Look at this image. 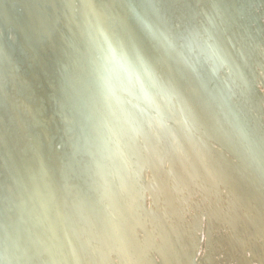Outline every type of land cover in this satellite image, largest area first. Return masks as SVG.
<instances>
[{"label":"bare ground","instance_id":"bare-ground-1","mask_svg":"<svg viewBox=\"0 0 264 264\" xmlns=\"http://www.w3.org/2000/svg\"><path fill=\"white\" fill-rule=\"evenodd\" d=\"M248 1L0 0V264H185L207 199L230 227L215 263L264 264Z\"/></svg>","mask_w":264,"mask_h":264},{"label":"water","instance_id":"water-1","mask_svg":"<svg viewBox=\"0 0 264 264\" xmlns=\"http://www.w3.org/2000/svg\"><path fill=\"white\" fill-rule=\"evenodd\" d=\"M257 1H258L257 6L259 4H263L264 5V0H257ZM248 2H250V3L254 2L255 3L256 0H249ZM180 4H182V1H181ZM251 10H252V8H251ZM253 11L257 14L258 12H263L264 10L263 9L256 10V9L253 8ZM261 25H262V30H261V38L262 39H260L259 41H256V45L253 46L255 48V50H256V52H255L256 56H257L256 59L259 61V63H258V68H254L252 74H253V77H255V75L257 74V70L260 68L262 70V72L259 73V78H261V83L264 86V65L262 64V61H263L262 59H264V55L261 56L259 54V51H258L259 49L262 50V46H261L260 41H262V42L264 41V24L262 23ZM3 32H4V34H6L9 44H11V45L15 44V39L13 40V37H11V35H9V31L8 32L7 31H3L1 29V27H0V35H2ZM254 86H255V83H254ZM255 91H258L256 86H255ZM124 95H126L127 99H130V97H131L126 92H124ZM260 98L261 97H259V100H260ZM262 102H264V98H262L261 103L259 102V104H260L259 106H264V104L262 105ZM259 110L261 111V108ZM259 117H261V115H259ZM261 118H263V116ZM263 128H264V126H263ZM29 133H30V131H29ZM29 133L26 136V139L28 141L27 145L29 144V146L31 147V145H30L31 138L29 137ZM52 141H53V139H52ZM221 150H222V152H224V150L222 148H221ZM84 152H85V150H84ZM138 176L140 177V171L138 173ZM144 180H145V182H148V181L151 180V178L149 176H147L146 178H144ZM193 192L195 194L198 191L195 190ZM145 200H146L145 196L141 198L142 204L145 202ZM153 201L157 205V203L160 201V198H158L156 201L155 200H153ZM229 201H230V199L225 200L224 198H221L219 200L214 201L215 202L214 205H217L219 207L222 215H223V213L228 211L229 205H231V203H229ZM250 201H252V200H250ZM208 202H209V199H207V201H205V203H199V205L196 207L199 210H201L200 212L197 213V218H196V222H195L197 224L196 230L194 231L193 227L191 228V231H193V232H191V236H192V238L195 241V246L196 247L194 246L193 251L190 254V259L188 258V262L185 263V264H219V263H217V261L215 263L216 259H219V258L223 259L224 258V259L229 260V258H228L229 257L228 256L229 253L227 251H224V253L222 251H220V253L218 254L217 258L215 257V252H216V249L218 247L223 246V247L227 248L226 247V245H227V243H226V241H227L226 232H227V230L230 227L226 228V226L223 223L224 218L222 219V221L221 220H217L214 217H211L210 219L208 218L210 216L208 208L209 207H213V203H208ZM253 202L255 203L254 199L252 201V204H253ZM149 205L150 206H148V205L145 206V208L147 210H150L152 208V203H150ZM255 207H256V203H255V206H254L253 209H255ZM179 208H180V214H179L180 215V219L182 218V222H184V223H186L185 220L188 218V215H186V214H190L191 216H193V213L191 211H196V208H194V207L189 205V207H186L185 209H183V212H184L185 215H182V207H181V205H179ZM162 210H163V208H162ZM203 214H205L207 216V218H208V233L206 232V234H207L206 237L207 238H206L205 250H204V252L202 254H200L198 247H199V243H200L201 235H202V225H203L202 216H203ZM187 232L189 233L190 230H188ZM252 235H254V234H252V232L246 233V241H245V243L246 244H253V243L259 244V240H257L254 237H252ZM117 261H118L117 256L112 254V257L110 259V263L111 264H116ZM155 261H157V263H159V264L161 262L157 258H155ZM220 263L224 264V263H222L221 260H220Z\"/></svg>","mask_w":264,"mask_h":264}]
</instances>
